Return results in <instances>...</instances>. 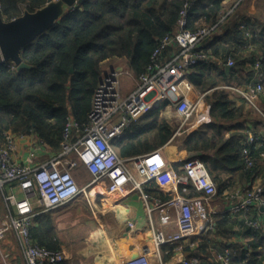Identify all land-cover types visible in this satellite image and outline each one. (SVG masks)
<instances>
[{
	"label": "crops",
	"instance_id": "crops-1",
	"mask_svg": "<svg viewBox=\"0 0 264 264\" xmlns=\"http://www.w3.org/2000/svg\"><path fill=\"white\" fill-rule=\"evenodd\" d=\"M236 1L225 0L224 3L228 6L231 2ZM241 1L243 0H238L230 12H233ZM242 15L248 22V25L242 26L245 42L241 44L242 46L235 43L232 45L233 48H241V52L236 50L229 52L226 47H223L220 54L215 55L212 47H210L214 36L203 45L209 59L200 63L207 67L210 77L213 82H216V87L210 90H200L187 74V79L192 84V89L186 90L189 99L193 102L201 100V105L195 114L186 121L178 113L176 104L172 100L166 99L158 103L168 101L167 107L161 112V118L174 127V135L165 145L158 146L159 144L154 139L155 137L153 138V134H149V137L145 136L148 133V128L143 127L142 119L147 115L134 121L122 137L113 140L116 150L122 157L149 154L159 149L162 151L168 167L158 178L145 185L146 191L154 198L168 200L182 196L193 200L201 199L200 193L195 191L192 186L188 192H185L184 186L179 185L176 180L178 176L186 173L185 163L187 159L198 158L203 161L202 157L207 152L213 154L217 150V148H211L209 151L189 152L183 148L184 142L194 131L199 128L205 129L212 122L211 103L217 100V96L216 98L213 97L212 93L216 90L221 91L217 94L218 96H222V92H224V96H227L231 101V107L242 112L237 119L224 120V123H220L222 127L219 130H222V135L228 140L234 135H240L239 142L243 147L248 139V134H253L259 139L252 146L253 153L258 155L264 151V96L258 97L256 103L259 110L256 111L253 104L254 107L240 93L231 88L249 90L256 87L261 79L264 80V0H246ZM222 27V30L217 34L219 36L224 34L229 26ZM177 50L175 51L177 52ZM175 51L171 52L169 58ZM229 59L241 62L242 66L240 68L230 67L228 65ZM258 63L261 64L260 67L257 66ZM112 69L108 71H112ZM125 69L130 68L126 67ZM138 76L136 74L135 76L123 77L125 95L131 94L137 88ZM118 120L119 117L116 118V121ZM181 127H183L181 133L177 134ZM10 131L13 132L6 127H0V133ZM77 136L80 135L75 133V137ZM33 140L30 137L28 143L20 142L15 155L18 162H26L31 150L29 146L32 144H39L41 148L36 159L37 163L45 162L62 151V146L57 151L50 144L39 139L36 134ZM142 142L145 146H142ZM130 143L133 144V148H123ZM191 153L196 154L192 156ZM243 162H245L244 159ZM244 165L246 164L244 163ZM246 171L251 172L252 170L246 169ZM246 171L224 173L221 175V181H215L221 195L219 194L210 205L204 203L209 213L208 222L213 225L211 229L188 240L166 243L159 248L155 246L157 232L161 231L167 235L174 234L178 231L177 222L171 221L167 225L162 223L160 214L157 211L150 213L141 193L138 190H132L131 186L127 187L125 194L108 195L106 193L107 181L100 186L89 187L88 196L81 195L74 201L52 211L43 212L44 207L38 202L37 197H32L34 209L40 214L35 218L31 230L36 227H41L44 231L47 230V240L50 243H56V246L68 254V260L63 264H122L141 256L147 247L152 249L151 264H182L184 259L194 257L201 259L202 264H225L221 259L223 256L231 257V264L238 260L242 262L241 264H254L252 257H257L259 263L264 264V252L253 250L250 244L252 233H260L262 236V234L264 235V228L257 230L249 225L251 220L259 219L262 216L264 209L254 208L236 215L227 209L225 200L226 194L248 189L238 187L233 178L244 180L248 186L254 184L255 180L252 181ZM74 173L81 187H86L92 181L91 173L83 165L77 167ZM257 177H264L263 169L258 172ZM12 187L15 185L9 184L4 191L0 190L4 214L5 212L8 213L9 210L4 195L10 194ZM16 190L18 197L24 198L22 191L18 188ZM153 205L154 203H152ZM13 209L15 210L14 207ZM226 213L229 216H226L227 220L224 221L223 226H220L218 222L223 218L219 215ZM199 219L202 224L206 222L201 218ZM3 225L4 223L0 224V228ZM7 236L1 244L4 254L8 255L6 264H27L25 244L22 239L14 230ZM12 239H14V246L11 243ZM32 241L35 244L39 243L33 237ZM206 256L210 257V260L205 258ZM0 259L2 258L0 257Z\"/></svg>",
	"mask_w": 264,
	"mask_h": 264
},
{
	"label": "built area",
	"instance_id": "built-area-1",
	"mask_svg": "<svg viewBox=\"0 0 264 264\" xmlns=\"http://www.w3.org/2000/svg\"><path fill=\"white\" fill-rule=\"evenodd\" d=\"M198 1L185 2L180 12L177 31L168 33L158 41L151 63L146 71L137 77V88L131 94L125 95L123 92V77L135 76L134 71L114 69L103 76L92 98L88 122L81 124L73 117H68L60 153L45 162L37 163L41 148L39 144H32L29 146L31 150L26 162L20 163L15 158L20 142L28 143L30 137L33 140L35 133L22 135L11 131L0 133V190L4 191L9 184L15 185L11 188L10 194L4 195L9 210L4 225L0 228V257L5 264L8 255L3 253L1 244L13 230L25 244L27 264L65 263L68 254L64 250H51L33 243L31 228L40 213L34 209L32 197H37L38 202L44 207L43 212L52 211L81 195L88 196L89 187L100 186L105 181L108 195L125 194L127 187L131 186L132 190L141 193L150 213L157 211L160 214L162 223L167 225L171 221L177 222L176 233L167 235L161 231L157 232L155 246L158 248L166 243L188 240L213 227L208 222L209 213L204 203L210 205L218 196L219 188L203 161L198 158L187 159L186 173L178 176L176 180L179 185L184 186L185 192L192 186L200 193V200L182 196L163 200L154 198L145 189L148 182L158 178L168 167L162 151L159 149L149 154L122 157L113 143L115 138L124 135L134 121L147 115L163 100H172L178 113L186 121L199 109L201 100L193 102L187 95L186 90L192 89L187 74L192 67L209 59L203 45L219 34L218 27L221 24L199 23L196 29H191L190 13ZM172 51L175 53L173 52L169 58ZM0 62H4L1 55ZM228 65L233 67L236 63L229 59ZM257 66L260 67L261 64L258 63ZM11 67L17 68L14 64H11ZM231 88L256 108V99L264 96L263 79L249 90ZM182 128L177 134L181 133ZM75 133L80 136L75 137ZM258 140V137L249 133L242 148L246 169L250 171L256 167L264 170V151L255 155L252 150V146ZM80 165L85 166L92 175V181L86 187H81L74 175V170ZM16 188L22 191L24 198L18 197ZM245 192L226 194L227 209L234 214L254 208L264 209L263 186L259 185ZM199 218L206 222L202 224ZM249 225L257 230L264 228V212L259 219L251 220ZM151 253L152 249L147 247L141 256L122 264H151ZM221 259L225 264H231V257L223 256ZM182 264H202V261L197 257L186 258Z\"/></svg>",
	"mask_w": 264,
	"mask_h": 264
},
{
	"label": "trees",
	"instance_id": "trees-1",
	"mask_svg": "<svg viewBox=\"0 0 264 264\" xmlns=\"http://www.w3.org/2000/svg\"><path fill=\"white\" fill-rule=\"evenodd\" d=\"M48 1L0 0V3L4 18L11 20L21 16L26 9L36 11ZM187 1L190 0H85L68 11L54 27L24 48L23 60L31 68L12 69L11 64L0 62V127L17 134L35 132L39 139L59 151L68 117L81 124L86 123L92 110L93 95L104 73L103 64L124 58L136 74L145 72L158 41L177 31L180 12ZM224 1L199 0L190 13L191 29H196L203 19L210 24H218L227 15L228 29L221 36L215 35L210 44L215 55H219L223 47L229 52H241V48H233L232 45L244 44L242 26L248 25L242 15L246 0L241 1L233 12L230 11L238 0L228 6ZM234 61L236 68L242 66L241 62ZM72 67L74 72H71ZM188 76L200 90L216 87L203 63L192 67ZM220 92L212 93L213 97L217 96L216 102H210L212 122L206 130L199 128L194 131L183 145L189 152L217 148L213 154L207 152L202 157L217 182L222 180L224 173L246 171L240 135L228 140L219 130L221 122L235 120L242 112L231 107V101L224 92L218 96ZM167 105L168 101L155 105L142 119L143 127L148 128L145 136L153 134L158 146L165 145L174 135V127L161 118V112ZM142 146H145L144 142ZM133 147L130 143L123 148ZM258 170L256 167L251 172L246 171L252 181ZM219 216L223 219L218 224L223 226L229 215ZM31 233L38 245L61 250L56 243L47 240V230L36 227ZM251 237L253 250L263 253L264 235L254 232ZM205 258L210 260L208 256ZM252 261L260 264L257 257H252Z\"/></svg>",
	"mask_w": 264,
	"mask_h": 264
},
{
	"label": "water",
	"instance_id": "water-1",
	"mask_svg": "<svg viewBox=\"0 0 264 264\" xmlns=\"http://www.w3.org/2000/svg\"><path fill=\"white\" fill-rule=\"evenodd\" d=\"M84 1L49 0L36 11L26 9L23 15L11 20L5 19L0 10V55L3 60L16 65L18 70L31 68L23 60L24 48L54 27L68 11ZM71 72H74V67L71 68ZM194 154L196 153H191L192 156Z\"/></svg>",
	"mask_w": 264,
	"mask_h": 264
},
{
	"label": "rangeland",
	"instance_id": "rangeland-1",
	"mask_svg": "<svg viewBox=\"0 0 264 264\" xmlns=\"http://www.w3.org/2000/svg\"><path fill=\"white\" fill-rule=\"evenodd\" d=\"M77 7V6H76ZM75 7V8H76ZM25 11V10H24ZM24 11H23V13H24ZM23 15V14H22ZM225 16H227V15H224L222 18H221V20H220V26L218 27V30H222V25L223 26H226V19L225 18H227V17H225ZM199 23H205L206 25H215V24H210V23H208V22H206L204 19L203 20H201L200 22H198V24ZM127 64H128V61L126 60V59H124V58H122V59H115V60H112V61H107V62H105L104 64H103V71H104V75L103 76H105L108 72H110V71H108L109 69H112V68H119V69H125L126 67H128L127 66ZM230 67H232V66H230ZM233 67H235V66H233ZM113 70V69H112ZM103 76L101 77V79L103 78ZM101 81V80H100ZM258 99V98H257ZM257 99H256V101H257ZM250 104V103H249ZM257 104V103H256ZM252 107H254L252 104H250ZM249 105V106H250ZM259 108V107H258ZM254 109H256V111L257 110H259V109H257L256 107H254ZM259 112H261V111H259ZM88 121V119L86 120V122ZM14 132V131H13ZM32 133H35V132H31V134ZM258 172H261V169H259V171ZM75 174V173H74ZM234 180V182H235V184H237V186L238 187H241V188H248L247 190L248 191H251V189L253 190L255 187H259V185L260 186H263L264 187V178H260V177H256L254 180H255V182H254V184L253 185H251V186H248V184H247V182H245L244 180H242V179H240L239 180V178H233ZM247 190H245L246 192H248ZM245 191H243V192H245ZM241 193H242V191H240ZM245 192V193H246ZM237 193V191H233V192H231V195H235ZM240 193V195H243V194H241ZM242 213V212H241ZM241 213H238V214H236V215H240ZM6 216H7V212H5V214H4V209H2V204H1V201H0V224H3L4 222H5V220H6ZM8 237V236H7ZM11 243L13 244L14 243V239H12L11 240ZM13 246H14V244H13ZM3 251V250H2ZM4 253V252H3ZM9 261V263H11V261L10 260H8ZM0 264H5L4 262H3V260L2 259H0Z\"/></svg>",
	"mask_w": 264,
	"mask_h": 264
}]
</instances>
